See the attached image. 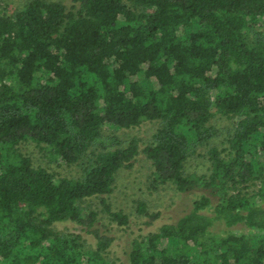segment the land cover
Instances as JSON below:
<instances>
[{"label":"trees","instance_id":"16d2710c","mask_svg":"<svg viewBox=\"0 0 264 264\" xmlns=\"http://www.w3.org/2000/svg\"><path fill=\"white\" fill-rule=\"evenodd\" d=\"M71 1L27 0L9 12L0 0V264H116L114 236L83 202L99 197L111 222L128 223L104 195L138 139L104 131L143 120L158 123L141 148L150 186L201 193L174 221L134 237L128 264H264V0ZM214 113L230 119L225 146L211 142ZM25 140L77 174L33 164L18 150ZM202 145L206 171L188 172ZM67 220L94 242L54 228Z\"/></svg>","mask_w":264,"mask_h":264},{"label":"rangeland","instance_id":"374dc122","mask_svg":"<svg viewBox=\"0 0 264 264\" xmlns=\"http://www.w3.org/2000/svg\"><path fill=\"white\" fill-rule=\"evenodd\" d=\"M6 4L7 11L19 8L27 0H3ZM67 6L71 4V0H61ZM140 82L148 85V81L142 72L139 73ZM210 122L219 128L218 136L212 139L213 144L225 146L226 129L230 125V119L218 113H214ZM158 123L156 120H143L140 124L128 127H106L104 135L107 139L112 140L119 138L126 140L130 137L138 139L139 152L135 155L132 165L127 168L120 169L115 176V187L113 191L104 195L112 208L122 209L128 214L129 221L126 225L120 226L115 222H111L101 211L99 197H92L83 202L89 204L99 212V220L96 223L102 231L114 236L110 246L109 257L116 261V264H128V251L130 249L131 240L139 235H145L149 231L156 230L162 223L174 221L183 212L188 210L194 198L201 193L199 188L187 191H178L171 183L159 184L156 188L150 186L151 171L153 169L151 160L141 150V148L151 139L152 133L156 129ZM211 143V144H212ZM208 145L200 146L186 161L188 172L200 174L206 171L209 161L205 155ZM18 150L28 156L35 165H41L53 171L57 176H71L77 174L79 167L76 165L61 164L53 159L52 154L46 147L38 145L31 140L21 141L18 144ZM260 184H253L247 188L248 194L256 191ZM256 199V196L253 198ZM260 201L264 199L259 196ZM257 201V200H256ZM144 202L147 213L139 212L138 205ZM151 213H158L152 216ZM54 228L67 234L80 233L87 243L94 242L93 236L87 232L80 224L73 221H60L55 223ZM224 226L221 221L216 222L212 226L213 232H222ZM234 232H246L252 236L255 232L249 233L247 229L236 227ZM175 241L169 242V247L175 245Z\"/></svg>","mask_w":264,"mask_h":264}]
</instances>
